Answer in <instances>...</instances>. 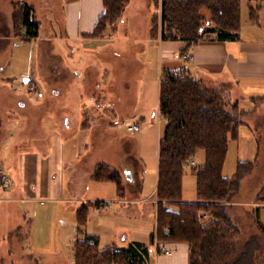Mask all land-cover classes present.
Returning <instances> with one entry per match:
<instances>
[{"label": "rangeland", "instance_id": "374dc122", "mask_svg": "<svg viewBox=\"0 0 264 264\" xmlns=\"http://www.w3.org/2000/svg\"><path fill=\"white\" fill-rule=\"evenodd\" d=\"M21 1L30 3L34 8V14L40 22V37L38 38L23 40L21 36L15 35L13 14L16 4ZM148 2V0H132L129 10H134L136 16L130 19L131 16L129 17V14L126 13L123 16L125 21L122 23L123 19H121L117 22L119 31L116 34L143 37L145 29H148L146 27ZM248 2L249 0H241L240 21L244 34L249 33L252 26L249 21ZM62 4V0H0V77L8 79V89L15 91L16 98H23L25 101L24 106H19V108L18 104L8 103L6 114L12 113L17 117L7 120L8 117L2 118L3 114L0 113V118H2L0 120V164L2 166L0 165V167L11 178L10 188L13 187L17 191L13 196L19 194L21 197L6 201L3 199V195L10 188L1 192L0 264H74L72 242L76 236L77 209H72L71 206L62 207L61 198L58 201L48 197L29 199L28 192L20 193V185L28 183L27 178L23 177L22 168L25 153L38 154L43 159V153L49 147L52 139H58L65 133V129L58 128V124L55 128L50 127L51 121L48 116L58 119L62 115L63 108L72 110L77 104L86 101V97H80V93L68 95L67 90L61 84V89H59V82L56 80L53 82L55 92L49 94L48 82L44 79L46 76H50V65L48 66L46 63H58L56 61L58 53L56 52L60 50L55 51L54 47L62 45L61 40L47 39L44 33L47 29L52 31L53 28L59 33L58 24L63 22ZM135 20L140 21L139 27L131 26L130 22ZM130 30H134V32L129 34ZM142 47L143 44L136 41L116 42L114 46L109 45L103 51V55L101 54L108 60L113 59L116 69H121L126 63L130 64L123 78L120 74L116 78L118 80L113 87L116 90L121 84H125L129 88L128 104L126 102L123 106L124 110L120 108V111L123 112L114 115L112 113L108 115L95 113L94 125L96 128L88 131L80 129L77 135L83 140L92 139V143L89 146L82 145L81 151L75 153L72 158L73 166L76 169L80 166L88 167L89 162L94 159L110 161L104 151L106 152L107 148L116 142L123 143L124 147L132 150L129 168H119L116 165L121 172L126 197L143 196L157 182V141L164 124L157 107L158 92L155 83L146 81L141 87L140 71L143 64L140 60L144 56ZM93 74L94 71H91L88 76L94 78ZM29 77L34 79L37 86L31 82H24V78ZM93 78L87 79L86 77L85 87L99 91ZM213 83L209 86L216 89L220 87L218 82ZM139 92L140 100L138 102ZM45 94L50 102L48 106H46L43 97ZM30 102L32 103L30 104ZM137 102L139 103L137 111H140V114L145 117L143 122L138 115L126 113L127 110H131V103L135 105ZM257 104L260 111H264V104L261 102H257ZM238 106L240 108L239 104ZM0 110H3L1 105ZM245 116L251 117L253 122L256 120L255 116L250 113H246ZM258 116L257 119L260 120L262 115ZM133 123H139L140 128L129 131L127 126ZM258 127L260 128L256 127L251 130L244 124L240 125L238 138L231 139L229 142L223 167L224 175L232 176L236 172L239 161L254 163L251 171L240 180L238 191L227 205L232 222L239 230L233 241L234 249L231 252L230 260L232 264H244L247 255L252 256L251 259L255 264H264V233L260 229L261 225L264 226V205H259L256 202V195L264 185V124L260 122ZM203 163L204 151L200 150L194 158L185 164L182 181L183 201L196 200V176L191 169L193 166H200ZM50 179L53 183L51 187L47 188L46 196L56 197L58 195L60 197L65 194L61 192L63 183H66L71 189L79 178H72L67 174L61 177L57 173L51 174ZM258 186L260 189L257 192ZM86 188L87 191L83 193L84 198L107 197L103 201L108 203L105 205L111 207V210L119 208V212L125 217V223L128 225L135 226L139 218L145 219L147 222L153 221L151 213L154 211V207L152 203H128L124 207L113 199L117 196V187L114 181L88 179L84 186L85 190ZM66 193L69 192L66 191ZM75 203L77 202L68 203V205H76ZM94 206L96 205L91 207ZM93 209L98 210L96 207ZM89 211L91 212L92 208ZM54 217L56 218L53 221ZM35 218L36 232L32 234ZM245 246L250 252L246 249L247 254L240 256V252Z\"/></svg>", "mask_w": 264, "mask_h": 264}, {"label": "crops", "instance_id": "0c3cea01", "mask_svg": "<svg viewBox=\"0 0 264 264\" xmlns=\"http://www.w3.org/2000/svg\"><path fill=\"white\" fill-rule=\"evenodd\" d=\"M148 1V11L146 13V27L148 29H145V35L142 37L116 34L119 31L117 23L115 28L109 26L101 36L89 35L94 28L98 15L104 10L103 1L62 0L63 22L58 24L59 33L54 28L52 31L47 29L44 33L47 39L56 38L62 41L61 46L54 47L55 51L60 50L56 52L58 53V57L56 58L58 63H46L48 66L50 65V76H46L44 79L48 82L49 94L55 92V84L53 82L56 80L59 82V89H61V84L67 90L68 95L72 96L80 93V97H86V101L85 103L77 104L72 110L68 108L64 110L63 108L62 115L58 119L48 116V119L51 121L50 127L55 128L58 124V128H64L65 133L58 139H52L49 147L43 153V159L38 154L25 153L26 156L23 159L22 168L23 177L27 178L28 183L20 185V193L25 194L28 192L30 194L29 199L48 197L58 201L61 198L62 207L71 206L72 209H77L84 201H101L102 205L94 206L98 210H94V207H91L92 211H89L85 225L87 233L96 235L99 238L100 248L108 246L126 247L136 242L149 248L147 264H189L190 250L186 243L165 242L168 247L173 249V252L167 255L154 250L156 243L159 241L155 240L153 244L150 243V236L156 230L158 200L154 196V191L157 182L143 196L126 197L125 189L121 194L116 192L117 196L113 199L120 206L125 207L128 203H152L154 207V211L151 213L153 221L147 222L145 219L139 218L135 226L125 223V217L119 212V208L111 210V207L105 205L108 203H104L103 201L107 197H83V193L87 191V188L85 190L84 186L87 184L88 179L92 180L91 175L97 163L105 162L113 165L116 169H118L117 166L119 168H129L131 165L130 152L132 150L124 147L123 143L116 142L110 148H107L106 152L104 151L110 161L94 159L89 162L90 165L88 167L80 166L76 169L72 163L73 155L81 151L82 145L89 146L92 143V139L83 140L77 135L80 129L81 131H88L96 128L94 125L95 113L106 115L112 113L114 115L123 112L120 111V108L124 110L123 106L126 102L128 104L127 98L130 96L129 88L125 84H121L116 90L113 87L118 80L116 78L119 77V74L123 78L130 64L126 63V67L116 69V67L114 68L115 62L113 59L108 60V58L101 56L109 45L114 46L116 42L120 43L122 41H136L143 44L142 52L144 56L140 60L143 64L140 71L142 77L140 79L141 87L143 82L146 81L155 83L158 92L157 107L161 73L164 70L177 71L185 68L194 77L201 79L207 85L214 84L213 82H218V86L223 84L227 98L230 101H238L240 108L243 109L241 115L242 124L251 130L256 127L260 128L258 127L259 123L262 122L264 124V111H260L257 104V102L264 104V0L250 1L253 6L258 4L261 8L258 10V17L255 21L251 20L249 15V21L252 23L249 33L244 34L241 30V22L235 38H208L201 40L189 49V52L193 56L189 60H185L179 55L182 42L178 40H163L159 35H151L152 17L156 11L160 13V8L156 9L152 1ZM131 3L132 0H129L124 8L121 18L123 19L122 23L125 21L123 16L126 13L129 14V17L131 16L130 19L136 16L134 10H129ZM139 22V20H135L131 21L130 24L132 27H139ZM133 32L134 30H130L129 34ZM38 37H40V30ZM91 71H94V78L88 76V73ZM86 77L87 79L93 78L99 91L85 87L84 81ZM33 80L32 77H29L27 82L36 85ZM7 82L9 83L8 79L0 77V90H4L3 93H0V105L3 109L0 110V113L3 114L2 118L8 117V120L11 117H17L16 115H12V113L6 114L5 110L8 103L18 104L19 108V106H24L25 101L23 98L15 97V91L8 89ZM59 92L62 94L61 91ZM140 92L137 96L138 102L140 100ZM43 97L46 106L50 105L48 96L45 94ZM138 102L135 105L131 103V110H127L126 113L130 112L129 114L138 115L139 119L143 122L145 121V117L143 114H140V111H137ZM246 113L254 115V119L256 120L253 122L251 117L245 116ZM258 115H262L260 120L259 118L257 119ZM158 142L159 139L157 141V154ZM74 171L76 172L73 173ZM57 173L61 177L67 174L69 177H78L79 179L71 189L66 183H63L61 187V192L65 193H62L63 196H46L47 188L51 187L53 183L50 176ZM259 189L260 187L258 186L256 188L257 192ZM66 191L69 193H66ZM16 192V189L11 187L5 192L3 199L10 201L11 199L21 198L19 194L15 197L13 196ZM73 202H77L75 203L76 205H68V203L72 204ZM258 203L259 205H264V202ZM55 218H53V221ZM62 221L65 222V220ZM33 222L34 229L32 230V234H35L36 218Z\"/></svg>", "mask_w": 264, "mask_h": 264}, {"label": "trees", "instance_id": "16d2710c", "mask_svg": "<svg viewBox=\"0 0 264 264\" xmlns=\"http://www.w3.org/2000/svg\"><path fill=\"white\" fill-rule=\"evenodd\" d=\"M102 1L104 10L89 35L101 36L109 26L115 28L129 0ZM151 1L156 9L160 8V13L156 11L152 17L151 35L182 42L179 52L182 57L201 40L235 38L238 34L241 0ZM250 1L249 15L255 21L261 7L253 6ZM13 17L15 35L23 40L39 35L40 22L30 3L16 4ZM158 111L164 124L158 142L154 191L158 200L156 230L150 236V243L155 240L186 243L190 250L189 264H232L233 241L239 230L232 222L227 205L254 163L239 161L232 176L224 175L223 167L230 140L238 138L243 110L238 101L227 99L223 84L216 89L182 68L161 73ZM200 150L204 151V163L191 169L196 176V200L183 201L185 164ZM91 178L114 181L118 194L124 192L120 171L111 164L97 163ZM256 201L264 202V185ZM102 204L84 201L76 210L74 264H147V246L134 242L126 247L100 248L99 238L85 231L90 207ZM260 229L264 233V226ZM246 249L247 246L240 256L247 254L249 249ZM251 257L247 255L243 263L255 264Z\"/></svg>", "mask_w": 264, "mask_h": 264}, {"label": "built area", "instance_id": "2783aa9c", "mask_svg": "<svg viewBox=\"0 0 264 264\" xmlns=\"http://www.w3.org/2000/svg\"><path fill=\"white\" fill-rule=\"evenodd\" d=\"M193 56L190 52H186L183 56L184 59H191ZM127 128L129 130L135 131L139 129L138 123L128 124ZM11 186V178L9 175L4 171L2 167H0V199L2 198L1 192L4 190L9 189ZM202 216H206V214L202 213L200 214ZM154 250L156 252H159L161 254H171L173 252V249L168 247L165 242H157L155 245Z\"/></svg>", "mask_w": 264, "mask_h": 264}, {"label": "water", "instance_id": "95a60500", "mask_svg": "<svg viewBox=\"0 0 264 264\" xmlns=\"http://www.w3.org/2000/svg\"><path fill=\"white\" fill-rule=\"evenodd\" d=\"M28 81V78H24V82H27Z\"/></svg>", "mask_w": 264, "mask_h": 264}, {"label": "bare ground", "instance_id": "6f19581e", "mask_svg": "<svg viewBox=\"0 0 264 264\" xmlns=\"http://www.w3.org/2000/svg\"><path fill=\"white\" fill-rule=\"evenodd\" d=\"M4 92V90H0V93H3Z\"/></svg>", "mask_w": 264, "mask_h": 264}]
</instances>
